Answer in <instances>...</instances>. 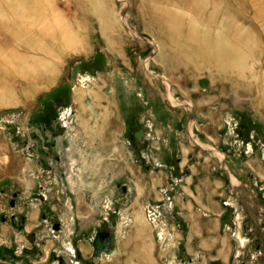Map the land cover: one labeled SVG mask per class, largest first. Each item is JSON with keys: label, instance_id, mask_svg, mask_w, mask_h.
Here are the masks:
<instances>
[{"label": "rangeland", "instance_id": "374dc122", "mask_svg": "<svg viewBox=\"0 0 264 264\" xmlns=\"http://www.w3.org/2000/svg\"><path fill=\"white\" fill-rule=\"evenodd\" d=\"M200 151L226 206L217 255L189 263L183 169ZM221 177L264 204V0H0V262L264 264ZM97 231L113 253L94 256Z\"/></svg>", "mask_w": 264, "mask_h": 264}, {"label": "crops", "instance_id": "0c3cea01", "mask_svg": "<svg viewBox=\"0 0 264 264\" xmlns=\"http://www.w3.org/2000/svg\"><path fill=\"white\" fill-rule=\"evenodd\" d=\"M56 134H62V130H58ZM190 149V148H189ZM187 150V152H181V157H176V166L180 167L181 161L189 158L191 152ZM194 149V148H193ZM193 153V152H192ZM201 155L206 157L202 163L192 166V168L183 169V174L186 176V182L184 183L183 191L185 193V198L181 200V207L184 209L185 219L187 224L184 226V230H180L179 237L182 240V252L185 255V259L183 261L192 263L194 255H217L216 253H207L208 249H218L221 248L222 238L219 234L220 231V217L223 212V207L226 205H222L217 197L214 196V185L211 183V178L209 176H204L206 172L204 170L205 162H210L211 158L209 155L201 152ZM226 162L231 159H226ZM220 164V163H219ZM220 166V165H219ZM83 175H87L88 172L82 171ZM225 178L221 177V181L219 184L222 186V190L224 194L228 197H235L240 205L243 207V210L247 214L250 219L251 225L249 227H253L252 229L256 233L263 232L264 224L260 223L264 221V204L262 201L258 200L254 191L249 187L248 184L241 185H233L232 188L227 186V182H225ZM73 190H78L77 187H72ZM122 189H125L124 186ZM231 189L235 191V194L231 192ZM232 193V195H228ZM44 197H45V193ZM13 196H16V193H13ZM39 199H43L40 198ZM195 207H199L201 209H205L208 212L207 216L201 214L199 210H196ZM195 208V209H194ZM31 213V216L25 215V219H32L36 216L35 211H28ZM212 213H217L215 216H212ZM218 215V216H217ZM137 222V221H135ZM29 223V222H28ZM59 223V222H58ZM60 225V224H59ZM59 229V228H58ZM57 229V230H58ZM28 235V234H27ZM26 235V237H27ZM132 238V235L128 234L124 239L129 240ZM111 239V236H110ZM91 245V243H90ZM92 248V246H91ZM130 248L127 243H122L114 248V255H119L121 257L128 255ZM93 251V249H92ZM113 253V252H112ZM219 256L225 255L224 253L219 252ZM95 256V255H94ZM97 257V256H95ZM99 257V256H98ZM210 263L220 264L216 261H210ZM0 264H8V261L3 260ZM10 264V263H9ZM239 264V263H238ZM249 264V263H248Z\"/></svg>", "mask_w": 264, "mask_h": 264}, {"label": "water", "instance_id": "95a60500", "mask_svg": "<svg viewBox=\"0 0 264 264\" xmlns=\"http://www.w3.org/2000/svg\"><path fill=\"white\" fill-rule=\"evenodd\" d=\"M60 132H61V130H60ZM142 134H143V130H142V128H139L134 133V137L139 138ZM24 144H25L24 141L19 143L20 146H23ZM44 167L48 168L47 165H44ZM40 198H42V196H40ZM58 228H59V223L53 222L52 223V229L57 230ZM27 239L31 242H34L35 234L34 233L28 234ZM109 241H110V235H108V234L102 235L99 232L95 233L92 236L91 241H90L94 255L99 256L101 251L110 254L112 250L110 247H108ZM239 264H248V263L245 261H241V262H239Z\"/></svg>", "mask_w": 264, "mask_h": 264}, {"label": "flooded vegetation", "instance_id": "af4514ba", "mask_svg": "<svg viewBox=\"0 0 264 264\" xmlns=\"http://www.w3.org/2000/svg\"><path fill=\"white\" fill-rule=\"evenodd\" d=\"M59 130H62V129H59ZM137 131V130H136ZM136 131H134V133L136 132ZM134 133H133V136H134ZM135 138V137H134ZM51 227H52V224H51ZM101 233L102 235H105L106 233L105 232H103V231H97L96 233ZM95 234V233H94ZM91 241V240H90ZM109 244H110V241H109ZM108 244V245H109ZM210 264H215V263H210Z\"/></svg>", "mask_w": 264, "mask_h": 264}, {"label": "bare ground", "instance_id": "6f19581e", "mask_svg": "<svg viewBox=\"0 0 264 264\" xmlns=\"http://www.w3.org/2000/svg\"><path fill=\"white\" fill-rule=\"evenodd\" d=\"M191 5H192V4H189V6H188V7H191ZM216 67H217V65H216ZM217 69H218V68H217ZM214 73H216V74H218V75H219V73H218V72H214ZM108 244H109V243H108ZM108 247H109V245H108ZM110 248H111V247H110ZM111 250H112V249H111ZM102 252H103V251H101V252H100V254H101ZM111 252H112V251H111ZM105 253H106V252H105ZM107 254H108V253H107ZM110 254H111V253H110Z\"/></svg>", "mask_w": 264, "mask_h": 264}, {"label": "built area", "instance_id": "2783aa9c", "mask_svg": "<svg viewBox=\"0 0 264 264\" xmlns=\"http://www.w3.org/2000/svg\"><path fill=\"white\" fill-rule=\"evenodd\" d=\"M226 204V203H225Z\"/></svg>", "mask_w": 264, "mask_h": 264}]
</instances>
